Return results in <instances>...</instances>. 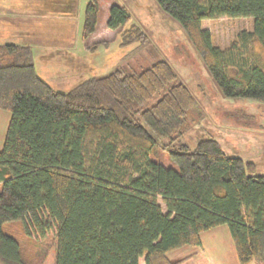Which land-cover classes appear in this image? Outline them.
<instances>
[{
  "label": "trees",
  "instance_id": "trees-1",
  "mask_svg": "<svg viewBox=\"0 0 264 264\" xmlns=\"http://www.w3.org/2000/svg\"><path fill=\"white\" fill-rule=\"evenodd\" d=\"M184 29L221 94L264 102V0H156ZM100 6L86 7L84 37ZM251 18L222 47L206 19ZM123 4L107 26L124 45L147 34ZM196 99L166 60L118 68L69 91L38 75L30 45L0 43V109L11 116L0 149V264H40L5 231L56 228L55 264H177L168 253L200 246L226 224L240 264H264V174L214 137L191 148ZM166 161V163L164 162ZM164 204V207L160 203ZM41 214H46L43 221Z\"/></svg>",
  "mask_w": 264,
  "mask_h": 264
},
{
  "label": "rangeland",
  "instance_id": "rangeland-1",
  "mask_svg": "<svg viewBox=\"0 0 264 264\" xmlns=\"http://www.w3.org/2000/svg\"><path fill=\"white\" fill-rule=\"evenodd\" d=\"M39 1L0 0V43L30 45L38 75L55 89L66 92L118 68L141 70L157 60H166L196 99L190 115L192 129L183 142L194 148L199 140L214 137L228 155L252 159L257 174H264V102L224 97L182 26L156 0H98L97 30L89 39L84 37V22L90 0H58L44 10L45 17L46 1ZM113 4L128 8L132 19L127 26H140L147 34L145 41L124 45L120 30L108 28L106 16ZM247 24V20L226 17L204 23L211 27L213 42L222 47ZM10 116L9 111L0 109V149ZM41 216L43 221L47 219L46 214ZM28 225L29 236L16 224H7L4 229L27 252L42 250L40 264H55L56 228L47 229L42 236L37 227L30 222ZM181 248L170 252V256H182Z\"/></svg>",
  "mask_w": 264,
  "mask_h": 264
},
{
  "label": "crops",
  "instance_id": "crops-1",
  "mask_svg": "<svg viewBox=\"0 0 264 264\" xmlns=\"http://www.w3.org/2000/svg\"><path fill=\"white\" fill-rule=\"evenodd\" d=\"M45 1H46L45 4L43 3V7H45L43 8V17H45L44 10L46 8H50L51 5H56L58 0H53L55 3H53L52 0H45ZM38 2L40 1L38 0ZM108 18H109V14L106 16V20H108ZM221 18L223 17L217 19H221ZM217 19H206L203 21V27L210 30L212 36L213 33L211 27L204 25V23L206 21L210 22L212 20H217ZM229 19L231 20L233 19L237 21L247 20L248 24L244 28L246 29L252 28L251 18H229ZM241 29H243V27ZM183 250L184 251L182 256L175 255V257H171L170 252L168 253V256L173 262H177V264H240L237 251L235 248V244L233 242L229 227L226 224L202 232L200 246H190L189 249L183 247ZM251 264H259V263L253 262Z\"/></svg>",
  "mask_w": 264,
  "mask_h": 264
}]
</instances>
